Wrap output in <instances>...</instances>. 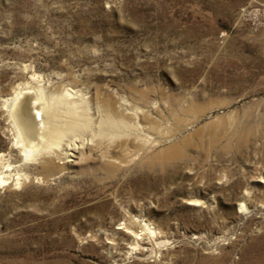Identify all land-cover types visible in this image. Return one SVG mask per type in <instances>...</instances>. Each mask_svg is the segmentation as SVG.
Masks as SVG:
<instances>
[{
  "label": "rangeland",
  "instance_id": "1",
  "mask_svg": "<svg viewBox=\"0 0 264 264\" xmlns=\"http://www.w3.org/2000/svg\"><path fill=\"white\" fill-rule=\"evenodd\" d=\"M64 93L110 147L45 144ZM0 264H264V0H0Z\"/></svg>",
  "mask_w": 264,
  "mask_h": 264
},
{
  "label": "bare ground",
  "instance_id": "2",
  "mask_svg": "<svg viewBox=\"0 0 264 264\" xmlns=\"http://www.w3.org/2000/svg\"><path fill=\"white\" fill-rule=\"evenodd\" d=\"M28 88L29 87H25V86L23 88H20V89L14 88L15 90H13L12 94L10 95L11 98L8 99L9 104L10 103L14 104V106H13L14 108L11 109L10 115L13 116V118H14L13 120H15L14 121L15 125L18 128L17 130L20 133L17 136L19 139L17 140L16 144L17 145L20 144L18 146H19V148L22 149V152H26L27 146L25 143L26 140L24 138L20 139V136L23 137V135H24L27 138V140H30L35 136V133L37 130L35 125H34V122H32L30 120L31 118H30L29 114H32V113L27 112L28 110L26 107V105L28 106L27 102L31 99V96L29 97L27 95L26 97L23 98L24 95H20L22 93V90H27ZM21 96L23 99L19 100ZM70 96H71V94L64 93L62 95V98L58 99V103L60 105H63L64 106L63 109L65 110V112L63 111L64 114L59 121H56L57 118H56V120H54L55 117H58V119L60 118L59 116L56 115L57 113L53 114L55 116L53 120H52V118L49 117L50 115H47L45 124L42 127V132H43L42 136L45 137V141H46L45 144H47V146H50V145L56 146L57 145V147L60 150V152L58 151L59 152L58 157L61 158L62 160L67 158L68 156H73V154L76 153L77 148L75 146V143L77 141L78 142L79 141L80 142L85 141V139H87V138L90 142L96 139L98 144H100L104 147L105 146L110 147L111 144L114 142V138H116L115 135L117 134V132L120 131L119 127L116 126V123L114 124V118H117L116 117L117 113L114 112L113 109L108 107L109 105L106 106L105 108H103L104 118L110 120V123H109L110 125H111V123H113V124L108 127L109 129L107 128L108 132L102 131L100 126H98V125L96 127L97 130L95 131L93 129L94 127H92V125H91V121L89 120V118L86 119L85 118L86 116H83L82 112L77 111V109H76L77 106H74L75 103H74V101L70 100L71 99ZM16 102L18 104H15ZM55 106H56V104H55ZM78 106H80V105L78 104ZM59 108H60V106H59ZM56 110H58V109H56ZM55 112H57V111H55ZM48 113L49 112H47V114ZM148 123H150V122H148ZM150 124H149V128H147L145 126V128H141V129H138V128L137 129L131 128L130 130L127 129L128 131L134 130L135 132L139 133V137H140V140L142 142L143 148L145 146H148V144H150L152 142V137L148 136V134H151L153 136L155 135L153 132L159 134L158 133L159 130H157L156 126L155 125L150 126ZM134 135H135V133H134ZM139 137L137 139H139ZM75 138H78V139H75ZM165 138L167 139L165 134H162V135H160L159 140H157V142L162 143L163 140H166ZM57 147H56V149H57ZM137 148H138V146H137ZM110 157H112V155L107 156V158H109L111 160ZM178 158H179V153H178V150L176 149V147L175 146H169V147L147 157L146 161L144 162V165L147 168H152L153 166H155L156 164L159 163L158 165L163 167V165H165L166 162L169 163L170 160H173V159L176 160ZM113 164H114V162L108 161V163L106 164V168L109 169V168L113 167ZM161 169H163V168H161Z\"/></svg>",
  "mask_w": 264,
  "mask_h": 264
}]
</instances>
